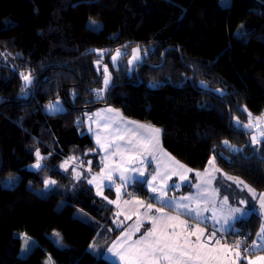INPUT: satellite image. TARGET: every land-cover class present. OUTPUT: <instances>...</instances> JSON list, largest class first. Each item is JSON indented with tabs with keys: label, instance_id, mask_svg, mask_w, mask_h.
I'll return each mask as SVG.
<instances>
[{
	"label": "trees",
	"instance_id": "16d2710c",
	"mask_svg": "<svg viewBox=\"0 0 264 264\" xmlns=\"http://www.w3.org/2000/svg\"><path fill=\"white\" fill-rule=\"evenodd\" d=\"M133 46L144 57L131 76L110 66ZM97 60L111 74L103 96ZM56 100L65 110L46 113ZM104 105L160 129L163 149L193 171L215 156L264 193V142L245 146L233 124L264 115V0H0V264H111L112 207L86 183L68 192L56 170H100L83 119ZM37 149L41 170L30 167ZM142 187L129 192L152 201ZM259 225L251 215L227 235L251 240Z\"/></svg>",
	"mask_w": 264,
	"mask_h": 264
},
{
	"label": "snow or ice",
	"instance_id": "6c2138e0",
	"mask_svg": "<svg viewBox=\"0 0 264 264\" xmlns=\"http://www.w3.org/2000/svg\"><path fill=\"white\" fill-rule=\"evenodd\" d=\"M94 23V22H93ZM102 58L104 55V50H93ZM140 49H133L132 59L128 61L129 64H133L135 61H139L141 57L138 55ZM126 53H122L120 49L115 51V55L111 57L113 64L115 65L116 61ZM100 61L97 60V64ZM23 80L26 85L32 83L31 74L21 73ZM111 79V74L108 71L107 65L104 66V89L98 90L97 95L99 96L101 92L107 89ZM203 85V82H201ZM49 112L55 113L62 111V107L59 101L55 103H50L46 106ZM113 109H104L102 112L111 113ZM102 113H97V116H100ZM119 117V113L116 114ZM251 117V113H249ZM99 124V121H97ZM116 121L112 118H109L107 122L103 124V133H96V143L100 148L106 153L103 158L105 161L109 159V156H119L121 164L117 168L113 169L108 163L104 164V168L101 169V176H93L91 180L88 181L89 184L94 183L98 179H102L104 174L107 173V179L111 180L112 171L123 169L120 172V179L127 182L129 177L125 176V172L135 171L138 172L140 176H144V171L139 168L128 169L124 167L125 163L131 164L135 160H139L143 164V157L147 155H153L159 151L161 155L167 157V153H164L159 146V133L160 129L154 128L150 125L138 124L135 121H124L120 119L119 123L125 125L124 128L117 126L114 130L112 129V124ZM237 124L239 120L237 118ZM128 125H133V127H128ZM245 128L252 127V124L244 125ZM91 131V129H89ZM111 137V138H110ZM110 138V139H109ZM252 142L255 144L258 142L257 137H252ZM225 145H229V141L223 142ZM36 160L35 163L30 167L36 170H41L44 165L42 161L46 159L43 157L39 149L35 152ZM70 159L74 160L75 157ZM170 161L174 164V168L171 172V175H178L181 181L187 180L186 173L192 172L193 169L186 168L184 165L180 164L179 161H175L174 158L168 157ZM68 161H65L60 167L66 169ZM208 164L213 166V171H219L215 168V156L209 159ZM208 168H205L204 173L196 172L195 175L198 178H202L203 175H208ZM166 171L161 174L159 165L156 171V174L151 177V180L146 181L148 188L153 193H159L155 198L159 200L162 204L166 206H171L174 210L177 211L178 215L169 216L164 213L163 208H157L156 212L159 215H149L153 209L152 204L145 205L143 201H126L125 203H135L139 207H144L147 209L146 212L141 214L137 209L134 211L136 215V223L129 230H122L121 236L117 238V241H114L113 244L107 249L108 253H111L112 256L117 257L120 261V264H242V261H246L247 264H264V255L260 256H251L244 255V253H251L256 250H264V244H258L256 241H253L252 245L243 248L242 244L244 241L237 240L233 245H220V240H216V230H214L210 236H208V241H214L215 245L218 247L211 246L208 242L202 239L204 236V229L199 226V220L203 212L208 211L207 207H202V202L204 204L207 201H203V195L207 192V189H201L195 195L183 196L179 200L175 197L171 200H166V191L168 187L166 181L171 178ZM79 177V173H77ZM161 179V184L157 186L155 181ZM228 179L234 180L239 185H243L248 189L249 192L253 194L255 198V190L252 189L249 185L244 184L242 180L238 178L228 177ZM56 181L52 179L44 180L45 189H50L51 186L56 185ZM204 183H211V180L204 181ZM174 187H179V185H173ZM200 189V185H195ZM100 186L97 184V195H101ZM120 188L117 187V197L119 199ZM107 199V197H105ZM183 201H187L184 203ZM227 201V197H225ZM109 203H116V201H109ZM241 203H245L241 201ZM260 210L264 213V194L259 196ZM119 207V205H117ZM183 210V212H181ZM247 210L242 208H233L229 210V213L223 216V223L227 225L230 220H235V213H240L241 215L245 214ZM187 213L189 216L195 218L198 223L196 226L191 227L188 224V221L180 218L181 215ZM121 213H117L119 216ZM214 220L216 219V214L213 212ZM125 219H131L130 216H125ZM147 220L151 227L143 232L140 237L136 240H132V236L136 232H140L141 227H143L144 221ZM220 221L217 220V223ZM122 223V222H121ZM117 227H120V224H117ZM57 238H60L59 232H54L53 234ZM257 237L259 240L264 241V223L261 224L260 230L257 232ZM195 237L193 240L192 238ZM59 242V239L58 241ZM27 243V241H26ZM94 247V246H90Z\"/></svg>",
	"mask_w": 264,
	"mask_h": 264
},
{
	"label": "crops",
	"instance_id": "0c3cea01",
	"mask_svg": "<svg viewBox=\"0 0 264 264\" xmlns=\"http://www.w3.org/2000/svg\"><path fill=\"white\" fill-rule=\"evenodd\" d=\"M109 108L113 109L114 111L111 113L102 112V110ZM97 113H102V114L100 116H97L96 115ZM117 113H119V117H117L116 115ZM109 118H112L116 121V123L112 124L113 130L117 126L124 128L125 125L119 123L120 119H123L124 121H132L130 119L125 118L119 110H116L106 105L100 106L96 108L91 114L86 115L83 119V123L86 132L91 136L95 149L99 154V157L101 158V168L98 172H93L88 169H82V168L74 169V171L79 173V178L84 181L83 184L86 183L93 190L94 194L97 197L101 199H105V197H107L106 201L112 207V215H111L112 226L113 229L120 231V233L111 242L110 244L111 246L113 242L117 241V238L121 236L122 230H129L136 223L137 217L136 215L133 214L134 211L138 209L141 214L147 211V209L144 207H139L135 203H125L126 201L140 200L143 201L145 205L152 204L153 209L151 210V212L148 213L149 215L158 216L159 213L156 212L157 208H163L164 213L169 216H176L178 215V213L171 206H166L162 204L159 200H157L155 197L158 196L159 193L151 192L148 188V184L146 183V181L151 180V177L156 174L158 165L162 175L165 171L169 175H171V172L174 168V164L172 163V161L168 159V157L171 158L173 157L169 155L161 145L160 133H159V146L164 153H167V157L161 155L159 151H156L154 153L155 159H153V155L146 154L143 157V161H144L143 164H141L139 160H135L131 164L128 163L124 164V167L128 169H132V168L142 169L145 173L144 176H140L139 173L135 171H128L125 172L124 174L125 176L129 177V180L127 182L122 181L120 179V172L123 171V169L121 168L119 170L112 171L111 180L107 179V173H105L102 179H98L92 184L88 183V181L91 180L93 176H97V177L101 176V169L104 168L105 163H108L113 169L117 168V166L121 164V160L119 156H109V159L105 161L103 158L105 157L106 153L96 143V139H97L96 133L97 132L103 133L104 131L103 124L107 122ZM97 121H99V124L97 123ZM137 123L144 124L140 122ZM144 125H148V124H144ZM128 127H133V125H128ZM89 129H91V131ZM174 160L177 161L176 159ZM185 167L188 168L187 166ZM214 167L217 168L215 165ZM206 168H208L209 174L203 175L202 178H198L195 175L196 171L186 173L187 180L185 181H181L178 175H171V178L167 179L166 181L168 187L165 189L166 191L165 199L171 200V198L175 197L177 200H179L183 196L195 195L198 192H200L201 189H207V192L204 193L202 198V200L207 201V203L204 204L202 202L201 206L207 207L208 211L202 213V216L199 220V226L204 229V236L202 237V239L208 242L213 247H218V246L215 245L214 241H208L207 238L208 236L211 235V233L214 230H216L215 239L219 240L218 239L219 235H227L230 232H234L236 222L242 221L243 219H246L251 215H256L260 218V225L257 230L258 232L260 230L261 224L264 223V213L261 212L260 203H259V196L264 193H259L255 191L256 196L254 198L253 194L249 192L248 189L245 188L243 185H239L236 182H234V180L228 179V177H232V176L224 174V172L221 171L219 168H217L219 169V171H213L212 170L213 166L210 165H208ZM204 170L205 169L198 172H201L203 174ZM209 179L211 180V183H204V181H208ZM134 182H141L143 184L142 188L147 192L148 196H151L152 201L130 194L129 187ZM161 182H162L161 179L158 177V179L155 181V184L159 186ZM97 184H99L100 186V191L102 193L101 195H97ZM177 184L179 185L178 188L173 186ZM197 184L200 185V189L195 187V185ZM117 187L120 188L119 199L117 197ZM225 197H227V201H225ZM109 201H116V203H109ZM241 201H244L245 203L242 204ZM183 202L187 203V201H183ZM117 205H119V207ZM233 208H242V209H246L247 211L243 215H241L240 213H235L234 215L236 216V219L230 220L227 225H224L223 216L227 215L229 213V210ZM181 212H183V210H181ZM213 212H215L216 214L215 220L212 218ZM117 213H121V214L117 216ZM126 215L130 216L131 219H125ZM180 218L188 221V224L191 227L196 226V224L198 223V221L195 218L189 216L187 213L181 215ZM217 220H219L220 222L217 223ZM117 224H120V227H117ZM150 227L151 224L147 220H145L143 227H141L140 229V232L134 233V235L132 236V240L138 239L140 235ZM192 239L194 240L195 237H193ZM253 241H256L258 244H264V241L259 240L257 235H255L254 238L251 239L248 246L252 245ZM220 245L223 246V244L221 243ZM246 255H251L253 257L264 255V250H256L251 253H247ZM103 258L106 261L110 262L111 264H120L119 259L117 257L112 256L111 253H108L107 250L104 252ZM242 264H247V262L242 261Z\"/></svg>",
	"mask_w": 264,
	"mask_h": 264
},
{
	"label": "rangeland",
	"instance_id": "374dc122",
	"mask_svg": "<svg viewBox=\"0 0 264 264\" xmlns=\"http://www.w3.org/2000/svg\"><path fill=\"white\" fill-rule=\"evenodd\" d=\"M140 49L138 46H133V47H130L129 50L127 49H120L122 53H126V55H122L115 63V65L113 64L112 62V59L111 57L113 55H115V51L117 50H114L110 55H109V64L112 68L114 69H117L120 67V64H122L125 68V71L127 72V75L131 76L133 74V70L135 68V66L139 63L142 62V59L144 57V54L141 52V49H140V52L138 53V55L141 57V59L139 61H135L133 64H129L128 61L132 59V55H133V49ZM122 57H125V61L122 62ZM107 65L106 63H99V64H95V68L96 70L98 71V73L101 75L102 79H103V87L102 89L105 88L104 86V66ZM108 68V71H109V67L107 66ZM110 73V72H109ZM23 80V78H22ZM110 84H111V79H110V83L108 85V87H110ZM23 85L24 87H28L29 85H26L25 84V81L23 80ZM107 87V88H108ZM106 90V89H105ZM104 90V91H105ZM104 91L100 93L101 96H103L104 94ZM58 101V100H56ZM56 101H53L51 103H55ZM60 102V101H59ZM50 104V103H49ZM48 104V105H49ZM60 105L62 107V111L65 110V106L63 105L62 102H60ZM62 111H59V112H62ZM45 112L48 113V114H53L52 112H49L47 107L45 108ZM55 113H58V112H55ZM251 123L252 124V127L250 128H245L244 125L246 124H249ZM233 124L234 126L237 128V129H240V130H243L245 131L246 133L249 134V137H248V140L249 142L251 143V145H258L259 143L261 142H264V115L263 116H260V117H250L248 115V120L247 122L245 123H240L237 124V119H233ZM255 136L257 137V140L258 142L257 143H253L252 142V137ZM65 161L63 162H60L58 165H57V172L61 175H63L65 178H64V181H66V188H67V191L70 192V193H74L82 184H83V180H81L79 177H77V172L74 171V169H77V168H80L76 165H74L73 163L69 162L68 161V164L66 165V169L65 168H61L60 166L62 164H64ZM225 174V173H224ZM227 175V174H226ZM68 181V183H67ZM52 187V186H51ZM50 187V188H51ZM218 239L220 240V243L223 244V245H233L237 240H242L244 241V243L242 244V249L243 248H246L248 247V244L250 243L251 240H248L246 236H242V237H230L228 235H219ZM247 253H244V255H246Z\"/></svg>",
	"mask_w": 264,
	"mask_h": 264
},
{
	"label": "water",
	"instance_id": "95a60500",
	"mask_svg": "<svg viewBox=\"0 0 264 264\" xmlns=\"http://www.w3.org/2000/svg\"><path fill=\"white\" fill-rule=\"evenodd\" d=\"M111 89V88H110ZM110 91V90H109ZM249 145V141H247L246 145L245 146H248ZM258 148H259V144H258ZM242 151V149H241ZM258 153V150L256 151V154Z\"/></svg>",
	"mask_w": 264,
	"mask_h": 264
}]
</instances>
